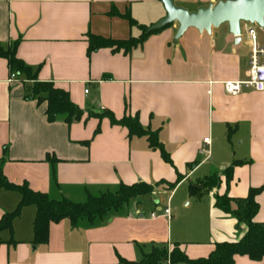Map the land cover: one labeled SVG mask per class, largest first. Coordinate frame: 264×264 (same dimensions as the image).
Wrapping results in <instances>:
<instances>
[{
	"label": "crops",
	"instance_id": "1",
	"mask_svg": "<svg viewBox=\"0 0 264 264\" xmlns=\"http://www.w3.org/2000/svg\"><path fill=\"white\" fill-rule=\"evenodd\" d=\"M220 1L174 0L190 12ZM112 8L120 16H110ZM126 13L148 28L166 16L160 0H0V42L18 43V58L37 71L39 81L69 92L84 112L70 126L62 118L48 123L46 103L25 99L27 83L12 78L0 58V173L53 200L75 203L116 192L121 184L154 186L152 194L104 219L75 227L67 220L51 224L46 245H34L37 210L26 207L13 234L1 235L0 264H122L174 244L191 259L207 257L214 244L240 240L245 228L214 208V194L224 193V184L207 200L190 196L189 186L234 161L246 163L235 167L227 192L242 199L262 187L255 221L264 223V92L244 90L233 97L223 87L249 79L246 24L240 44L228 24L211 33L191 28L177 40L174 23L128 52L104 48L88 55V34L118 41L141 34L122 17ZM105 112L117 120L137 115L144 130L158 133L172 165L145 137H130L107 117H89ZM199 172L203 177L194 179ZM178 176L177 186L167 189ZM164 191L171 194L163 205L158 192ZM19 202L17 193L0 191V219ZM234 264H264V258L237 256Z\"/></svg>",
	"mask_w": 264,
	"mask_h": 264
},
{
	"label": "trees",
	"instance_id": "2",
	"mask_svg": "<svg viewBox=\"0 0 264 264\" xmlns=\"http://www.w3.org/2000/svg\"><path fill=\"white\" fill-rule=\"evenodd\" d=\"M109 15L112 17L120 16L116 8H112ZM122 17L128 20L132 27H138L141 34L137 38L131 37L125 41L88 34V55L104 48L128 52L132 48L142 45L151 35L163 30L149 31L150 28L139 25L129 13ZM17 45L18 43H15L11 48H8L0 42V58L7 61L11 75H15L25 84L27 83V86L25 85L27 93L25 99L35 100L38 105L46 103L45 116L48 123H55L60 118L69 126L75 122H80L84 117V112L73 103L69 92L58 88L52 82L39 81L37 71L18 58ZM89 117H107L112 125L126 127L130 137H145L149 147L159 151L163 160L172 165L170 155L158 139V133L144 130L137 115L125 116L121 120H117L110 112H105L102 115L89 114ZM46 159L53 161L49 155ZM245 163L234 161L221 173L214 172L189 186L190 196L201 198L204 194L219 189L222 184L225 185L226 191L224 193L214 194L213 205L215 209L232 215L239 224L243 225L245 230L240 240L216 243L214 250L204 258L191 259L184 253L180 244H174L171 249L154 247L149 253L144 254L139 262L121 260L122 264H234L237 256H246L253 261L262 260L264 258V223L256 222L255 217L260 209L257 197L263 188H252L248 196L242 199L231 198L227 192L235 167ZM181 179L178 176L175 183L167 184V189L173 190ZM0 191L17 193L20 196V202L16 209L10 213H5L0 219V245L3 242L2 233L9 231L12 235L14 221L21 216L26 207L34 206L37 213L33 224V243L35 246H39L48 243L51 224H58L67 220L75 227L82 220L94 222L97 219H104L111 211L121 209L131 200L152 194L154 186L144 182L133 185L121 184L116 192H107L99 196L89 195L84 203H75L67 198L53 200L46 193L32 190L28 183H12L4 174L0 173ZM233 203L236 205V209L232 208ZM9 243L14 244L15 242L11 239Z\"/></svg>",
	"mask_w": 264,
	"mask_h": 264
},
{
	"label": "water",
	"instance_id": "3",
	"mask_svg": "<svg viewBox=\"0 0 264 264\" xmlns=\"http://www.w3.org/2000/svg\"><path fill=\"white\" fill-rule=\"evenodd\" d=\"M166 16L150 27L149 31L162 30L174 23L179 25L176 39H180L188 29H196L200 33H211L223 24H228L235 43L242 41V24L264 25V0H227L220 1L208 8H200L195 12L177 6L174 0H160Z\"/></svg>",
	"mask_w": 264,
	"mask_h": 264
},
{
	"label": "built area",
	"instance_id": "4",
	"mask_svg": "<svg viewBox=\"0 0 264 264\" xmlns=\"http://www.w3.org/2000/svg\"><path fill=\"white\" fill-rule=\"evenodd\" d=\"M246 26V35L251 45L249 79L246 81L225 82L223 84L225 93L233 97L239 96L244 90H253L258 93L264 92V47L259 45L257 31L253 27L258 26L264 33V25L259 26L258 24H246ZM15 77V75H12V78ZM85 93L88 94L89 91L86 90ZM204 144L209 145L210 139L206 138L204 140ZM202 154L209 155V151L203 149ZM163 215L170 219V210H164ZM155 216V214H152V217Z\"/></svg>",
	"mask_w": 264,
	"mask_h": 264
},
{
	"label": "rangeland",
	"instance_id": "5",
	"mask_svg": "<svg viewBox=\"0 0 264 264\" xmlns=\"http://www.w3.org/2000/svg\"><path fill=\"white\" fill-rule=\"evenodd\" d=\"M222 1H227V0H222ZM258 34L259 37V45L261 47H264V33L260 30V28L258 26H253ZM8 48H11L12 46H6ZM211 172V171H210ZM209 172V173H210ZM202 172H199L196 176H194L196 179L197 177H203V174H201ZM200 175V176H198ZM171 194V191H164V192H158V195H160V200L162 202V204L164 205L166 203V200L168 198V196ZM205 196L203 197L204 200L209 199L210 195L208 193L204 194ZM144 199V198H143ZM146 199V198H145Z\"/></svg>",
	"mask_w": 264,
	"mask_h": 264
}]
</instances>
